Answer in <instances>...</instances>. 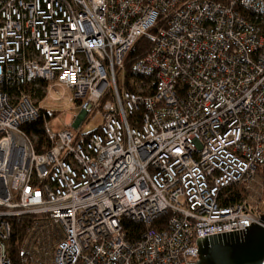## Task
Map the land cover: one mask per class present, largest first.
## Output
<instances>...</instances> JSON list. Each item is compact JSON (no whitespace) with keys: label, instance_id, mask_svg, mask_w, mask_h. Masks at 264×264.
Listing matches in <instances>:
<instances>
[{"label":"built area","instance_id":"1","mask_svg":"<svg viewBox=\"0 0 264 264\" xmlns=\"http://www.w3.org/2000/svg\"><path fill=\"white\" fill-rule=\"evenodd\" d=\"M47 99L79 131L47 122L37 151L21 125L60 113ZM263 170L264 0H0V264L19 216L20 264H187L198 238L259 221ZM231 184L247 199L221 207Z\"/></svg>","mask_w":264,"mask_h":264},{"label":"trees","instance_id":"2","mask_svg":"<svg viewBox=\"0 0 264 264\" xmlns=\"http://www.w3.org/2000/svg\"><path fill=\"white\" fill-rule=\"evenodd\" d=\"M152 42L147 36L140 37L136 43L132 46L128 54L124 59L125 67V77L126 80L130 78H141L136 75L132 70V65L134 62L142 59L151 49ZM59 113H51L48 111L43 112L37 119L24 123L21 125L22 130L28 135H36L37 140L35 142V148L40 151L42 145L47 147L52 146V142L49 135L45 129V124L50 122ZM263 179L264 187V170L260 173ZM247 199V192L242 184H231L225 188H222L219 192L218 203L221 207H227L234 204H239ZM168 216H162L158 218L154 223L153 227L156 229H161ZM32 216H19L11 219V236L9 239L10 248L8 253L14 262V264H20V259L22 257V251L19 246L24 234L26 233L30 223L32 222ZM124 227L127 230V238L129 240H135L141 237L144 226L142 223L132 221L130 219H124Z\"/></svg>","mask_w":264,"mask_h":264},{"label":"water","instance_id":"3","mask_svg":"<svg viewBox=\"0 0 264 264\" xmlns=\"http://www.w3.org/2000/svg\"><path fill=\"white\" fill-rule=\"evenodd\" d=\"M254 223L242 230L198 238L196 260L185 256L187 264H264V211Z\"/></svg>","mask_w":264,"mask_h":264},{"label":"rangeland","instance_id":"4","mask_svg":"<svg viewBox=\"0 0 264 264\" xmlns=\"http://www.w3.org/2000/svg\"><path fill=\"white\" fill-rule=\"evenodd\" d=\"M121 73L119 74V77H121ZM41 105L45 108H52V106H55L60 113L54 117L49 122V127L51 130H63L65 128L64 121L66 118V114L70 113L72 117H75L78 114V110L75 106V104L71 105H65V101H53L50 99L44 100L41 102ZM102 123V117L96 116L94 119H91V117L88 118L83 124V126L80 128L83 132H91L98 128V126ZM69 130H71L74 133H77L79 131V128H74L72 124L68 127ZM255 193L256 194H263L264 197V187H263V179L261 180V184L256 185L255 187Z\"/></svg>","mask_w":264,"mask_h":264},{"label":"crops","instance_id":"5","mask_svg":"<svg viewBox=\"0 0 264 264\" xmlns=\"http://www.w3.org/2000/svg\"><path fill=\"white\" fill-rule=\"evenodd\" d=\"M73 120H74V117H72V115H71L70 113H67V114H66L65 121H64V124H65V123H70V124H72Z\"/></svg>","mask_w":264,"mask_h":264}]
</instances>
